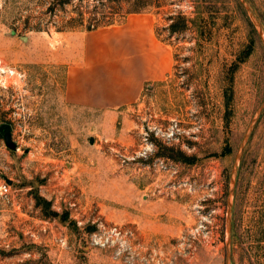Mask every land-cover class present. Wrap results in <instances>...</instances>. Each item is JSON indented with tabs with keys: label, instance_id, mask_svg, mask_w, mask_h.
I'll list each match as a JSON object with an SVG mask.
<instances>
[{
	"label": "rangeland",
	"instance_id": "1",
	"mask_svg": "<svg viewBox=\"0 0 264 264\" xmlns=\"http://www.w3.org/2000/svg\"><path fill=\"white\" fill-rule=\"evenodd\" d=\"M153 1L170 76L131 105L94 109L65 101V62L117 0H0V123L17 144L0 135V264H225L264 46L239 0ZM246 2L264 33V0ZM230 225V264H264V108Z\"/></svg>",
	"mask_w": 264,
	"mask_h": 264
},
{
	"label": "crops",
	"instance_id": "2",
	"mask_svg": "<svg viewBox=\"0 0 264 264\" xmlns=\"http://www.w3.org/2000/svg\"><path fill=\"white\" fill-rule=\"evenodd\" d=\"M65 64L67 103L116 109L137 102L145 89L165 81L174 52L157 34L153 13H129L120 23L83 31L76 53Z\"/></svg>",
	"mask_w": 264,
	"mask_h": 264
},
{
	"label": "water",
	"instance_id": "3",
	"mask_svg": "<svg viewBox=\"0 0 264 264\" xmlns=\"http://www.w3.org/2000/svg\"><path fill=\"white\" fill-rule=\"evenodd\" d=\"M241 3L244 11L246 12L247 16L249 17L253 27L255 28L256 32L258 33L260 39L262 40L263 46H264V33L263 30L261 29V26L259 25L256 16L254 15L253 11L251 8L248 6L246 0H239ZM264 108V98L262 102L260 103L254 117L251 120L250 126L246 133L244 134V137L241 141V144L238 148L237 153L235 154L233 165H232V172H231V181L228 189V197L226 201V209H227V219H226V228H227V239L225 243V248H226V255H225V264H230V253H229V244H230V232H231V225H230V211H231V202H232V196L235 188V179H236V172H237V166H238V161L239 157L241 155V152L243 150V147L249 138L252 129L254 128V125L257 122V119L259 117V114ZM0 135L3 138L4 144L7 148L10 150H16L17 149V144L16 142L12 139V127L9 123L6 122H1L0 123ZM4 180L8 183L11 181L7 178H4Z\"/></svg>",
	"mask_w": 264,
	"mask_h": 264
},
{
	"label": "trees",
	"instance_id": "4",
	"mask_svg": "<svg viewBox=\"0 0 264 264\" xmlns=\"http://www.w3.org/2000/svg\"><path fill=\"white\" fill-rule=\"evenodd\" d=\"M98 1V0H97ZM61 3H69L70 0H60ZM118 3V10L113 11V13L110 15V17L107 16V19H93L96 20L94 23H89L84 27L86 31L96 29L98 27L102 26H107V25H112L116 23H120L124 20L127 14L129 13H141V12H151L155 7L158 8L160 6V3H155L153 0H117ZM121 10H124V12H120ZM116 14H119L121 16V19L116 20L115 16ZM173 20V17L171 18ZM83 17L82 14H80L78 17H71L70 19L66 20L63 28H59L58 30H64L65 28H75V26H82L83 24ZM183 26H186L187 19L183 18ZM65 29V30H66ZM181 27L179 28L176 26L175 21L173 20L169 24V31L170 32H176L180 30Z\"/></svg>",
	"mask_w": 264,
	"mask_h": 264
},
{
	"label": "built area",
	"instance_id": "5",
	"mask_svg": "<svg viewBox=\"0 0 264 264\" xmlns=\"http://www.w3.org/2000/svg\"><path fill=\"white\" fill-rule=\"evenodd\" d=\"M9 188L8 185H6L5 183L1 182L0 183V190H1V193H4V192H7V189Z\"/></svg>",
	"mask_w": 264,
	"mask_h": 264
}]
</instances>
